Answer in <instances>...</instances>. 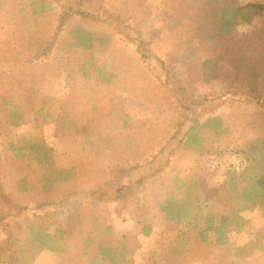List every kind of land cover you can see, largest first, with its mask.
Masks as SVG:
<instances>
[{"label": "rangeland", "instance_id": "obj_1", "mask_svg": "<svg viewBox=\"0 0 264 264\" xmlns=\"http://www.w3.org/2000/svg\"><path fill=\"white\" fill-rule=\"evenodd\" d=\"M74 3L0 0V109L28 104L23 124L0 126V264L7 231L14 264H264V0H92L99 23L59 28ZM223 8L236 16L216 37ZM248 87L259 103L231 90ZM188 106L211 124L194 155L179 144ZM135 166L149 177L115 206L58 207ZM239 185L257 205L234 218L228 243L210 238L169 263L180 224L232 216Z\"/></svg>", "mask_w": 264, "mask_h": 264}, {"label": "trees", "instance_id": "obj_2", "mask_svg": "<svg viewBox=\"0 0 264 264\" xmlns=\"http://www.w3.org/2000/svg\"><path fill=\"white\" fill-rule=\"evenodd\" d=\"M74 6H62V16L59 17V24L58 27H65V25L69 22L67 20L69 17L78 18L83 22L89 23H99V19L92 13L91 8L89 7V3L92 0H74ZM217 0H212V2H216ZM220 16L218 20V32L214 36L222 37L223 31L228 30V26L233 24V20L236 16V13L230 15L227 12L226 8L221 9ZM126 30L131 31L128 29L126 25ZM140 39V38H139ZM139 39H134L132 44H136V52L141 57H144V50L145 47L139 42ZM101 40V37H100ZM51 47V43L47 45V47L41 51L39 54L42 55L43 53H49ZM164 88L167 86V83L162 84ZM251 87L247 89H233V95H239L240 98H249L255 102L259 103L260 97L256 95V97L252 96V91H250ZM27 97L23 101L26 103L29 99L28 92L25 93ZM177 104H179V100L177 97L174 99ZM193 105L197 108V102L195 99H191ZM264 102V100H263ZM189 103V102H187ZM186 103V104H187ZM9 105V108L5 111L0 109V126L9 127L13 125L14 127H18L24 123L25 117L28 114L27 108L28 104H24L22 107L19 104V101H12ZM182 104V103H181ZM180 104V105H181ZM183 105V104H182ZM20 106V107H19ZM183 111V115L185 113V122L194 120V123L188 124L185 130L184 135L179 140V144L181 145V149L185 152L190 153L191 155L201 153V149L195 148V144L199 142V137L201 131H205L211 128V124H207L206 121L204 124L199 123L197 120L198 113L193 109L192 106L185 107ZM16 118V119H14ZM15 121V122H14ZM14 122V123H13ZM186 123H183L185 125ZM179 145V146H180ZM166 163L162 166L165 167ZM141 167L135 166L131 169H120L114 172L113 177L106 182L103 187L98 188L94 191H85L79 188H73L67 192V194L63 198V203L58 205V207L69 206L72 208L74 213L78 214L81 210H84L85 207L100 205V203L104 204L106 207L115 206L118 202H115L118 199L125 200L128 197L137 194L141 188L142 184L147 181L149 177L148 173H141ZM137 172H140L137 176ZM256 186L257 188L264 193V174H261L256 177ZM235 198V199H234ZM232 198L227 196V201L232 202V216H225L222 215L219 217L217 225L215 224V219L212 216H209L205 221L204 217L199 214V212L194 213L191 217L183 224H180L182 228L178 229L180 235L183 237H179L176 235L174 238L171 239L169 242H172V245L167 251V256L169 263H173V259L176 257H181L187 253V251L192 248V245H198L200 243H206L209 241L210 238H213L215 244L217 246H224L228 243V239L226 237V231L229 230V226L234 223V218H239L240 215L249 212L253 213L256 209V200L255 196L247 185H239L237 187L236 196ZM235 203V205H234ZM114 204V205H113ZM231 206V204L227 205ZM43 208L46 209V213L52 212L57 207H51L49 205H45ZM202 221V224H201ZM203 225L206 226L205 229H202ZM195 231V232H194ZM10 231L5 232L8 237L4 240L6 243V251L8 254V263L7 264H14V252L12 250L13 244L11 240V236L8 234ZM193 232L195 234H193ZM193 234V235H192ZM190 235V236H189ZM181 240V241H180ZM159 262L153 261L151 264H158ZM160 264V263H159Z\"/></svg>", "mask_w": 264, "mask_h": 264}, {"label": "built area", "instance_id": "obj_3", "mask_svg": "<svg viewBox=\"0 0 264 264\" xmlns=\"http://www.w3.org/2000/svg\"><path fill=\"white\" fill-rule=\"evenodd\" d=\"M233 166H234L235 171L240 173L242 170L246 168L245 167L246 163L242 159L235 157V159L233 160Z\"/></svg>", "mask_w": 264, "mask_h": 264}]
</instances>
